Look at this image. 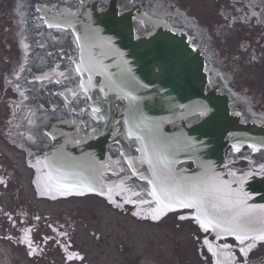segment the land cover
I'll list each match as a JSON object with an SVG mask.
<instances>
[{
	"label": "flooded vegetation",
	"instance_id": "1",
	"mask_svg": "<svg viewBox=\"0 0 264 264\" xmlns=\"http://www.w3.org/2000/svg\"><path fill=\"white\" fill-rule=\"evenodd\" d=\"M43 9H49L53 0H37ZM129 0H100L103 5L115 3L119 10L124 9V5ZM134 1V0H133ZM144 4L147 10L155 8L157 4L166 10L175 11L173 13H181L193 23V34L195 35L199 47L206 52L207 59L215 70L221 69L224 73L223 78L227 79V87L233 89L237 83V75L235 71L225 72V67L232 65L235 68L246 69L248 71L247 81H249L250 90L253 92L255 87L259 88V95L255 98L247 100L246 108L241 115V121L249 122L251 118H259L264 127V0H138ZM211 8V12L209 9ZM214 9V11H213ZM44 17L42 18V20ZM44 27L43 23L38 24V29L41 31ZM69 38H65L63 42L51 41L56 47L53 50L46 51L41 48L39 55L40 70L42 72L50 67L55 68V63L60 60V70L65 72V65L67 63V56L71 54L75 48L72 46ZM69 44V45H68ZM47 46V45H46ZM220 71V72H221ZM57 80L56 85H53L52 91L49 89L41 93L42 105L38 111L40 117L37 120V130L41 138L40 151L46 152L54 141L49 140L48 133L52 127H65L67 129H74L76 118L91 119L90 109L84 110L82 114L84 101L81 100L79 104L70 102L68 92V83L74 80L73 76L61 75ZM99 78H96L98 81ZM255 84V85H254ZM257 84V85H256ZM254 93V92H253ZM69 101L70 103H67ZM238 102L232 105L235 109ZM78 113V114H77ZM199 119L198 116L190 118L188 122H194ZM62 122V125H57ZM71 122V124H70ZM54 126H51L53 125ZM106 126L110 128L111 137L117 135V132L123 128L121 124H114L111 126L105 125L104 122L84 124V136L91 137L95 129L94 139L100 141L106 138ZM261 127V128H262ZM32 129H29L31 132ZM90 134V135H89ZM71 136L70 133H68ZM59 140V139H58ZM71 140V139H70ZM75 138H72L71 144H74ZM55 144H62L56 142ZM54 144V145H55ZM106 145V144H105ZM75 151L72 147L70 150ZM132 153H137L132 149ZM120 149L117 144H109L104 152L106 169L104 171L103 182L110 183L112 186L113 180L118 178L116 174L117 165L119 162ZM223 156L225 164L223 168L235 175L243 176L244 174H251L264 179V134L262 141L255 146L244 145L240 149L235 150L234 147L228 145L225 147ZM184 167L186 169H193L192 162H183L177 165V168ZM113 189V188H111ZM122 198L128 202H134L138 197V191L133 186L126 189L125 193L111 194L110 199L116 201ZM151 211H154V203L150 202L148 206L149 216ZM192 211L183 208L179 211L168 213L167 216L162 217L159 221L174 217L176 220L180 216L189 217ZM20 220L24 223L27 216L22 213ZM194 222V221H193ZM199 227V226H198ZM200 235L198 236V257L200 264H216L217 257L210 254L204 247L203 241L210 235V232H205L202 228L198 229ZM15 239H20L21 228L15 226ZM32 241L35 246V255L41 256L43 254L44 241L47 237L43 234L40 227H32ZM197 238V237H196ZM21 242V241H20ZM222 249L223 244L231 245V249L226 250V259L229 264V255L235 257L236 264H242L244 257L239 252V243L233 237L219 238L216 242ZM248 264H264V243L258 244L257 247L247 257Z\"/></svg>",
	"mask_w": 264,
	"mask_h": 264
},
{
	"label": "water",
	"instance_id": "2",
	"mask_svg": "<svg viewBox=\"0 0 264 264\" xmlns=\"http://www.w3.org/2000/svg\"><path fill=\"white\" fill-rule=\"evenodd\" d=\"M103 19V18H102ZM96 30L95 56L101 60L106 53L105 67L106 75L113 88L124 89L126 94L137 99H131V109L126 113L125 123L133 133L134 139L140 144L143 158L153 159L161 166L174 165L179 158L200 157L212 159L217 165L221 161L222 150L227 142L238 140L246 142L258 134L254 126L242 125L239 118L229 110V102L232 100L228 95H216L213 91H206L209 67L200 51L191 48L184 41V36L173 35L157 29L150 42L138 45L140 60L130 59L132 72L122 71L129 69V65L121 64L118 60L116 36L119 26L111 16L105 17ZM118 29V30H117ZM119 36V35H118ZM115 41V42H114ZM114 42V43H112ZM114 51L110 50V45ZM148 65L141 67L147 62ZM130 77L118 82L120 76ZM132 76H136L134 81ZM139 76L142 80L139 79ZM200 113L204 115L200 123L186 126L184 119L188 115ZM169 120L175 129L164 128L163 121ZM170 124V123H169ZM225 139L227 141H225ZM144 160V159H143ZM67 170L68 166L63 167ZM217 174V171L214 170ZM65 172L66 177L73 176V171ZM212 170H204L198 176L205 173L211 175ZM81 180H89L87 174H82ZM225 182H228L222 174H219ZM70 182L79 183L78 179H69ZM85 182V181H84ZM155 183L161 185L163 180L156 179ZM172 187L174 186L171 183ZM234 184L233 187H238ZM243 190L248 193V203L253 206H261L264 203V194L253 185L243 183Z\"/></svg>",
	"mask_w": 264,
	"mask_h": 264
},
{
	"label": "snow or ice",
	"instance_id": "3",
	"mask_svg": "<svg viewBox=\"0 0 264 264\" xmlns=\"http://www.w3.org/2000/svg\"><path fill=\"white\" fill-rule=\"evenodd\" d=\"M49 27H59V25L49 24ZM80 70V68H77V71ZM81 88L85 93L87 92V88L84 85H81ZM73 95L77 94L73 93ZM130 99L136 100L137 98L132 96ZM92 112L97 114L98 118H103L99 116V108H92ZM29 139H31V136H29ZM45 167H49V165L45 164ZM262 171H264V166H262ZM232 175L234 176L235 174L233 173ZM246 179L247 176L239 180L234 179L225 182L212 170L211 175L205 173L202 177L177 184L175 188H169L161 184V187L154 189L151 193L158 205V209L152 215V219H159L160 214L164 210H170L175 204L182 208L195 209L196 215L191 217L180 216L179 219L191 218L205 232L209 228L213 229L216 232V238H222V234L234 237L239 243V252L244 257L242 264H248L247 257L249 254L258 244L264 243V215L257 217V212L264 213V205L256 207L248 203L250 197L242 187ZM233 184H237L238 187L234 188ZM57 187L60 189L61 195H66L74 186L58 184ZM87 191H93V189L89 187ZM43 194L41 192V195ZM112 203H115V201H112ZM117 206L119 207V205ZM257 219L262 225L259 228L254 226ZM28 243L30 246V241ZM204 243L209 244L207 239ZM222 247L231 249V245L227 243L223 244ZM209 250L211 251L210 245ZM73 258L74 255L68 256L69 260ZM217 264H221V262L218 261ZM229 264H236L235 257L231 256V254L229 255Z\"/></svg>",
	"mask_w": 264,
	"mask_h": 264
},
{
	"label": "rangeland",
	"instance_id": "4",
	"mask_svg": "<svg viewBox=\"0 0 264 264\" xmlns=\"http://www.w3.org/2000/svg\"><path fill=\"white\" fill-rule=\"evenodd\" d=\"M16 4L15 0H5L0 3V8L2 9L0 11V15L2 13L4 14V20L0 22V51L2 52V55L4 56L3 62L1 61L2 67L6 68L4 71L0 74V139L4 137V135H10L11 129L19 127L20 119L17 124H15V115L19 112V110L23 109V106L20 105L22 102L21 98L17 97L18 92L16 89L17 81H19L17 74L20 73V59L18 53V45L16 44V37L15 33L11 32V29L14 30L17 28V25L15 22H11L9 19L14 18V6ZM211 12V8L209 9ZM214 11V9H213ZM10 16V17H9ZM2 17V16H1ZM1 20V19H0ZM243 75H245L246 72L242 70ZM245 77V76H243ZM16 118L18 119L17 115ZM22 157H24V153L20 154ZM6 156V155H5ZM25 162V158L23 159ZM0 165L10 172V176L7 177L5 174L1 173L0 171V189H3L6 191L5 195L3 196V199H5V203L1 204L0 208V215L1 213H5L6 211H9L16 207V205L22 204L26 208H29L31 210V213L33 215H36L35 209L32 206H29L26 201L27 197L25 195V192L20 189V184L18 182V178H20L19 175H16L14 167H12V162L6 160L4 157L0 156ZM26 165V162H25ZM25 187H28L31 193L32 186H31V169L28 168V166H25ZM12 173V175H11ZM38 208V207H37ZM42 208V207H41ZM43 210H49L52 209L51 207L48 208L44 206L42 208ZM61 209H64L69 215V213H72L73 211H77V214L73 216L72 218H78V216L90 213H98V212H106L103 206H101L100 203H98L96 200L89 199L87 197L85 198H78L74 201L68 200L64 202L61 206L56 207V211H60ZM41 214H44L41 210ZM109 213V212H108ZM64 213H61V216ZM110 214V213H109ZM115 215L116 217H123L125 219H129V216L125 215H118L115 213H111ZM45 215V214H44ZM38 216V215H37ZM39 220L37 221L38 224L42 223L45 224V219L39 215ZM3 218L0 217V231L4 232V228L1 226V224H5V218L4 221ZM128 221V220H127ZM127 221L123 222L125 224ZM39 225L43 227V225ZM159 225H162L165 227L167 233H173L177 239H179L180 242L175 241L174 243H171L170 252H173L172 262L173 264H199L198 263V255L196 253V241L193 239V235L197 234L196 230L194 229V226L189 222H183V223H175L174 219L171 218L170 220L163 221L159 223ZM11 246V245H10ZM12 247V253H14L16 250L22 251L18 247ZM23 252V251H22ZM196 258V261H195Z\"/></svg>",
	"mask_w": 264,
	"mask_h": 264
},
{
	"label": "bare ground",
	"instance_id": "5",
	"mask_svg": "<svg viewBox=\"0 0 264 264\" xmlns=\"http://www.w3.org/2000/svg\"><path fill=\"white\" fill-rule=\"evenodd\" d=\"M3 59L0 51V74L4 71L1 65ZM0 156L14 161L17 175L25 183L23 158L13 146L1 139ZM5 193V190L0 189V202L4 201L3 194ZM33 203L37 204L46 216L53 219L61 213L68 214L64 209L55 210L63 202L44 199L42 202L33 201ZM44 206L52 209L43 210ZM111 218L106 212L83 214L78 218L83 221V227L76 233V249L84 252L88 264H173L169 250L171 243L177 241L173 233H166V230L158 225L139 222L132 218L125 224ZM19 255L25 262L24 256L21 253Z\"/></svg>",
	"mask_w": 264,
	"mask_h": 264
}]
</instances>
